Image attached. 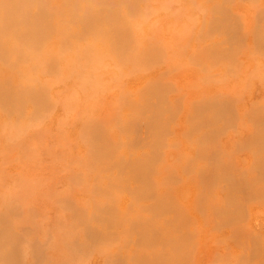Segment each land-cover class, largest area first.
I'll list each match as a JSON object with an SVG mask.
<instances>
[{"label": "bare ground", "instance_id": "6f19581e", "mask_svg": "<svg viewBox=\"0 0 264 264\" xmlns=\"http://www.w3.org/2000/svg\"><path fill=\"white\" fill-rule=\"evenodd\" d=\"M194 1L202 6L203 10L208 8L207 10L212 13V19L208 21L210 23L205 30L206 35L222 38L211 46L207 58L210 56L214 61L229 58V61L233 55L237 57L236 52L239 49H246V43L251 40L254 41L255 49L264 53L263 24L262 28H256L257 35L253 33L255 38L250 37L251 40L242 47L249 38L245 37V31L242 30L241 22L244 19L241 18L242 21L239 23L237 18L234 19L235 14L239 16V12L237 14L233 11V14L235 13L233 17L229 12L230 4L240 0ZM209 1L210 6L203 7ZM149 2L150 0H64L63 4L55 6L52 0H0V73L5 74L0 75V122L4 121L12 129V126L34 122L33 119L51 110L53 103L49 100L46 87L42 83L48 75H53L56 79L64 76L61 70L63 57H70L74 64L68 77L79 76L84 68L94 67L104 59L114 62L116 69L127 75L160 61L161 51L140 40L144 29L141 25L147 23L150 13ZM55 37L60 39L57 54H53L50 49ZM22 64L28 65L27 71H20L19 67ZM168 92L169 87L162 79H154L138 98L123 99L121 97L124 96L121 95L119 100L118 96L119 101L116 102L119 105L118 110L121 111L117 113L118 119L114 125L108 126L110 123H106L107 125L104 123L103 126L89 118L91 123L88 121L87 127L83 128L84 131L81 130L87 140H84L86 148L89 147L87 158L92 165L90 167L100 168L99 170L96 168V171L100 172L95 176L96 182L92 183L91 188L90 184L89 189L83 188L85 185L80 184L83 190L92 189L93 200L96 202L93 201L91 209L87 210L85 204V209L70 207L68 210L71 211V222L67 233L64 232L67 235L64 239L66 246L63 244L64 264L75 261H83L84 264L88 258L91 262L94 257L102 260L103 254L107 252L111 254L110 249L113 250L115 245L124 246V251H118L113 256L111 254V260H108L109 256H106V260V257H103L105 264H183V262L186 264L194 252L198 235L196 230H190V227L192 228L193 224L195 227V221L200 223L201 217L209 214L215 219L216 229L228 231L236 240L234 242H238L240 250L244 249L243 253L241 252L243 255L239 257L240 261L237 262L234 258L237 263L264 264V239L250 235L255 240L246 247L244 246L246 241L241 240L243 239L241 224L244 222L245 210H248L247 205L264 198V107L258 106L259 109L256 107L252 119L254 133L245 144L246 147L244 144L242 146L253 155V166L248 174L240 175L233 174L230 160L226 159L217 145L216 126L229 127L236 121L232 102L214 99L194 107L188 118L190 131L187 138L189 141L197 142V158L209 160L213 167L211 172L201 173V183L209 193L218 187H224L227 191V199L223 206L213 205L203 195H198L195 198L198 201L195 200V204L198 206L194 214L188 208L180 206L169 191L176 182L173 175L164 184L156 179L157 166L164 149L170 144L169 125L179 110V107L171 109L168 106L166 99ZM143 122L146 123L147 135L137 137L136 134L139 132L136 124L139 126ZM19 127L23 128L22 125ZM207 129H210L211 133L207 134ZM195 165L189 162L186 169L193 170ZM59 200L62 202V199ZM4 201L5 204L7 200ZM64 201L67 202L63 199ZM69 203L73 204L70 201ZM1 206L2 209L5 207L8 209L6 205ZM17 208L16 210L12 208V212L11 209H6L11 213L0 214V264H47L44 258L46 255L43 257V250L41 251L43 248L28 245L36 251L30 256L26 255L28 249L26 250L24 245L28 244L26 239L31 234H24L25 230L22 231L23 234L17 232L19 224H23L21 221L23 218L16 224L15 217L19 215L16 214ZM22 224L20 229L23 228ZM33 226L32 224L30 227ZM198 226L197 223V229ZM32 230H35L34 227ZM225 231L220 233L224 235ZM44 233L41 234L44 236L42 242L45 237L46 239L50 237L51 240L54 238L53 233L49 237H47L49 233L47 236ZM36 234L38 235V232L34 235L37 236ZM57 234L59 235L57 238L60 239L61 233ZM247 235L246 239L249 236ZM33 237L31 239L34 240ZM57 238H54V241H58ZM39 240H36V244L37 241L41 242ZM49 242L43 244L48 245ZM33 243L35 244V241ZM55 244L58 247L59 244ZM55 244L52 245L56 247ZM128 246L133 247L135 252L124 255ZM64 250L61 249L60 252ZM24 255L30 258H25ZM58 261L60 262V258L56 264Z\"/></svg>", "mask_w": 264, "mask_h": 264}, {"label": "rangeland", "instance_id": "374dc122", "mask_svg": "<svg viewBox=\"0 0 264 264\" xmlns=\"http://www.w3.org/2000/svg\"><path fill=\"white\" fill-rule=\"evenodd\" d=\"M251 1L254 0L234 1L230 4L231 9L229 8L232 17L239 12L238 17L236 14V17L234 16V19L237 18L236 20L239 23L242 21L241 18L244 19L241 23L244 29L246 26V29L244 30L242 27V30L245 31V37L249 38L246 39L247 41L244 40L242 47L246 42L255 38L254 35H257L256 32H258L256 28L259 27L260 29L264 25V0ZM63 2L64 0H52V4L55 6L61 5ZM206 3L203 6L205 8L207 5L210 6L211 2ZM201 8L202 6L197 5L194 0H150L148 21L146 20L147 23L141 25L144 29L141 32L140 40L145 41L144 44L153 45L161 51L162 58L160 61L152 63L153 65L151 64L152 66L150 65L147 68H142L141 71L139 69L136 72L138 74L127 75L117 70L114 62L104 59L94 67L84 68L81 75L68 77L74 64L70 57H63L61 61L63 69L61 68V70L65 77L62 75V77L56 79L55 76L48 75L42 83L46 87L49 100L53 103L51 110L43 115L46 117L40 116L38 117L41 118L40 120L35 118L36 121L33 119L34 122L23 123L26 126L19 124V126L22 125L25 128L16 125L17 127L12 126V129H10L11 126H7V123L0 122V205H2L1 207L6 205L8 209L5 208L7 210L11 209V212L13 211L12 208L18 207L17 213L14 211L13 215L15 217L16 214H19L18 216L21 214L20 217L16 216L15 218L17 219L16 224L23 222V224H19L20 227L22 224L23 228L21 230L20 227H17L16 230L18 233L20 232L19 234H31L26 239L28 244L24 245L26 250L28 249L27 256L36 251V249L30 248L33 244L36 248H43L41 251L43 250V257L46 255L44 258L48 262L47 264H56L59 258L61 263L58 261V264H64L62 260L66 246L64 239L67 238L64 232L67 233L71 222V211L68 210L70 207L91 209L93 203L96 202L95 199L93 200L92 189L87 191L83 188H87L89 184L91 188L96 182L95 176H98L100 172L98 171L100 168L96 167L98 169L96 171V168L92 169V165L88 162L89 147L86 148L84 141L86 139L83 137L85 135H82L81 130L84 131L83 128H86L88 121L90 124L92 119L103 126L106 123H110L108 126L114 125L118 119L116 115L121 111L118 110L119 105L116 102L118 96L119 100L121 95L125 97H121L123 99L138 98L154 79H162L168 85L169 92L166 96L168 106L171 109L179 107L169 125L168 140L170 144L163 151L162 159L157 166L156 179L164 184L171 178V175L176 178V182L169 188V191L180 206L186 207L191 213L196 214L195 210L198 205L195 204V200L198 201L195 198L198 195H203L211 204L219 206H223L227 199V191L224 187H218L215 191L209 193L202 185L201 173L203 171L211 172L213 169L212 163L207 159H198L196 155L197 142L189 141L187 138L190 131L188 118L193 113L194 107L205 101L215 99L232 102L236 121L229 127L216 126L217 145L226 159L230 160L233 174L240 175L250 172L254 158L251 152L244 147H246L245 144L255 130L252 121L255 109L256 107L259 109L258 106L264 107V53L259 49H255L254 41L251 40V42L246 43V49H239V54L236 52L237 57L233 55L229 61V58L225 59L226 61L215 60L217 62L210 56L207 58L211 46H214L222 38L206 35L205 30L210 23L208 21L212 19V13L207 10L208 8L204 10ZM233 11H235L234 14ZM261 17L262 19H260ZM206 22L208 23L206 24ZM59 41V37H55L50 45L53 54L58 53ZM247 44L250 45V48ZM241 51L244 52L241 53ZM28 68L27 64H22L19 67L20 71H27ZM140 72H143V74ZM0 75L5 76L3 73H0ZM138 123L136 129L139 133L136 131L138 133L136 136L146 137V123L143 122V124L137 126ZM206 133H211V130L207 129ZM243 144L244 147H242ZM189 162L196 164L193 170L186 169ZM92 170H95V172ZM81 177L84 180L78 179H82ZM70 178H73V182ZM80 184H84L86 187L83 186L82 188ZM15 190L19 191L16 192ZM58 197L62 199V202L63 199L67 202L64 201L61 204V200H57ZM3 199L7 200L5 204ZM67 199L73 204L69 203ZM259 200L261 199L250 202L251 204L249 203V207L247 205L246 208L248 210H245L244 222L242 221L241 224V231L243 228L242 232L244 234L240 233L243 238L241 239L242 242L246 241L245 244L243 243L245 247L255 240L250 235L257 236L258 239H264V198L261 201ZM75 203L77 205H74ZM64 204L67 206H61ZM5 208H0V214H7L8 211ZM210 215L205 216V219L201 217L202 221L200 223L198 219V222L193 221L196 226L194 227L193 224L192 228L190 227V230H196L198 234H196L197 242L194 249L196 254L193 252L195 259L192 254L190 257L193 259H188L186 264H239L240 262H237L240 261L239 257L243 255L244 249L241 248L240 250L238 242H234L236 240L228 231L217 230L214 226L215 219ZM27 219H29L28 222H25ZM197 223L199 226L202 225L198 226V229ZM206 223L208 224L206 225ZM32 224L35 229L32 231L37 230V236L34 235L36 232L31 231L33 227L30 226ZM28 227L30 230H27ZM43 231L46 234L49 233L48 236ZM213 231H216V233ZM223 231H225L224 235L222 234ZM42 232L47 237L53 233L54 238L59 236L57 233H61L60 239H56L58 241H54V238H52L53 241L50 237L47 238L50 241L49 244H59V250L56 244V247L52 244H43L48 241L45 237L42 242L44 237L41 235ZM226 233L227 236H225ZM246 235L248 236L247 239ZM32 237L34 240L31 239ZM37 237H41L40 240L36 239ZM250 237L253 239L251 240ZM36 240L41 241L42 244L38 241L36 244ZM30 241L32 243H29ZM118 246L115 245L113 250L110 249L112 256L118 251H124V246V248L119 246L122 248H119L120 250ZM61 249L64 251L60 252ZM134 252L133 247L128 246L124 255H131ZM107 253L103 254L104 258L111 256L109 252ZM238 253L240 254L238 255ZM27 256L25 258H30ZM103 257L102 260L99 257V260L94 257L91 262L88 261V258L84 261V264H87V262L88 264H105L107 257L105 260ZM108 260H111V257ZM75 262L71 264H83V261Z\"/></svg>", "mask_w": 264, "mask_h": 264}]
</instances>
